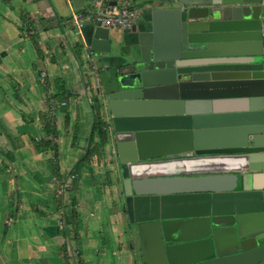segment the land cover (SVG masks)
I'll use <instances>...</instances> for the list:
<instances>
[{
	"label": "water",
	"instance_id": "obj_1",
	"mask_svg": "<svg viewBox=\"0 0 264 264\" xmlns=\"http://www.w3.org/2000/svg\"><path fill=\"white\" fill-rule=\"evenodd\" d=\"M131 1L136 38L95 25L83 53L143 264H264V0Z\"/></svg>",
	"mask_w": 264,
	"mask_h": 264
},
{
	"label": "crops",
	"instance_id": "obj_2",
	"mask_svg": "<svg viewBox=\"0 0 264 264\" xmlns=\"http://www.w3.org/2000/svg\"><path fill=\"white\" fill-rule=\"evenodd\" d=\"M79 11L67 0H0V264H67L71 243L84 264H143L124 196L108 176L111 140L103 159L71 178L91 143L98 98L83 53L95 25L75 35L70 20ZM111 33L136 38L130 30ZM96 75L102 84L111 72ZM62 93L70 96L54 100ZM210 108L190 105L193 115Z\"/></svg>",
	"mask_w": 264,
	"mask_h": 264
},
{
	"label": "built area",
	"instance_id": "obj_3",
	"mask_svg": "<svg viewBox=\"0 0 264 264\" xmlns=\"http://www.w3.org/2000/svg\"><path fill=\"white\" fill-rule=\"evenodd\" d=\"M113 2L116 4H112ZM95 7L94 11H79L72 15L70 23L75 35H80L82 29L90 22L111 30H131L141 16L140 11L133 7L129 0L99 1ZM62 106H66V103H62ZM75 177V175L71 176L72 179ZM72 245H70L68 252L71 259L70 264H84L80 250Z\"/></svg>",
	"mask_w": 264,
	"mask_h": 264
},
{
	"label": "trees",
	"instance_id": "obj_4",
	"mask_svg": "<svg viewBox=\"0 0 264 264\" xmlns=\"http://www.w3.org/2000/svg\"><path fill=\"white\" fill-rule=\"evenodd\" d=\"M85 11V10H82ZM70 95L67 93L56 94L54 96V100L59 101L63 99H67ZM94 110H95V122L93 127V133L91 138V143L88 145L86 153L81 160L80 164L76 167V170L74 172L75 176L78 177L80 175L81 170L85 166H90L94 158L103 159L106 156V147L110 141V132H109V125L108 123L103 119L102 116V108L103 104L101 103L100 99L95 98L94 99ZM59 109H56V111ZM46 129L49 134H53L54 128L52 125V119L49 124L47 123ZM98 139L99 141L96 142L95 139ZM46 146L50 147L52 146V141H46ZM67 264H70V261L68 257Z\"/></svg>",
	"mask_w": 264,
	"mask_h": 264
},
{
	"label": "rangeland",
	"instance_id": "obj_5",
	"mask_svg": "<svg viewBox=\"0 0 264 264\" xmlns=\"http://www.w3.org/2000/svg\"><path fill=\"white\" fill-rule=\"evenodd\" d=\"M93 83V82H92ZM94 93H96L95 91H94ZM105 120V119H104ZM110 175V173L108 174V176Z\"/></svg>",
	"mask_w": 264,
	"mask_h": 264
}]
</instances>
